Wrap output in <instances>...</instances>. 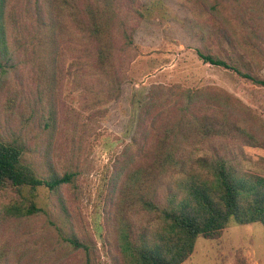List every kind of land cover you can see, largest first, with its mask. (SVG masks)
I'll list each match as a JSON object with an SVG mask.
<instances>
[{
  "label": "trees",
  "instance_id": "16d2710c",
  "mask_svg": "<svg viewBox=\"0 0 264 264\" xmlns=\"http://www.w3.org/2000/svg\"><path fill=\"white\" fill-rule=\"evenodd\" d=\"M196 1L213 14L216 36L247 59L243 69L211 53L199 54L202 62L264 87L253 75L262 68L264 13L244 0ZM140 7L138 0H0V264H12L18 252L26 255L17 254L13 264H59L67 256L63 246L88 255L89 241L75 233L71 219L75 173L58 169L52 156L63 57L74 30L93 71L118 89L134 28L128 30L117 11L127 8L141 18ZM38 47L43 57L36 63ZM32 125L41 131L35 146ZM205 142L211 145L207 155L189 149ZM234 143L264 150V120L238 99L208 87H153L108 181L111 264H182L198 237L217 240L231 222L264 227V175L240 167L226 150ZM31 153L39 154L40 171ZM38 187L48 191L46 208L33 200ZM135 207L143 215L139 222ZM40 217L44 231L12 247L10 222L18 230Z\"/></svg>",
  "mask_w": 264,
  "mask_h": 264
},
{
  "label": "rangeland",
  "instance_id": "374dc122",
  "mask_svg": "<svg viewBox=\"0 0 264 264\" xmlns=\"http://www.w3.org/2000/svg\"><path fill=\"white\" fill-rule=\"evenodd\" d=\"M138 1L141 18L131 16L127 8L117 11L120 19H127L128 30L134 28L118 89L93 71L89 56L77 48L76 31L72 29L71 36L66 33L71 40L63 57L57 96L59 134L54 139L52 156L58 169L64 165L75 173L71 219L75 233L89 241L90 250L86 255L81 251H66L59 244L63 246L62 253L67 255L59 264H111L108 255L110 221H105L104 214L108 181L115 160L131 144L140 107L153 87L192 91L208 87L224 91L264 120V87L252 84L230 69L205 64L199 58V54L211 53L240 69L247 63L236 45L229 47L212 31L215 18L202 1ZM244 1L256 13H264V0ZM260 48L262 68L253 75L264 80V42ZM42 57L38 47L32 60L38 63ZM35 125L29 133L33 137L30 138L33 146L41 142V131ZM226 148L236 155L244 170L264 175V150L236 143ZM189 149L196 155H207L211 145L205 142ZM30 156L37 163L36 169H43L38 164L39 154L31 153ZM23 194L28 196L29 189L24 188ZM34 194L37 206L46 208L47 189L38 187ZM134 213L135 219L143 216L137 207ZM39 220L30 225L23 223L18 230V225L10 222L7 227L14 230L12 247L30 243L32 237L43 232L46 225L42 217ZM55 222L58 226L62 223L57 217ZM51 230L57 238L56 229L52 227ZM17 254L26 255L25 252ZM17 254L11 258L12 264L18 258ZM182 264H264V227L258 223L239 225L231 222L217 240L198 237L193 253Z\"/></svg>",
  "mask_w": 264,
  "mask_h": 264
}]
</instances>
